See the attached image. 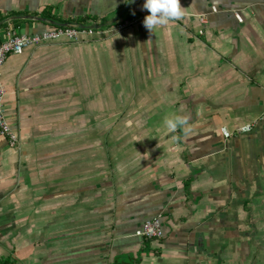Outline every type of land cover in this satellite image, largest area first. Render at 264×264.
Wrapping results in <instances>:
<instances>
[{
	"label": "crops",
	"instance_id": "0c3cea01",
	"mask_svg": "<svg viewBox=\"0 0 264 264\" xmlns=\"http://www.w3.org/2000/svg\"><path fill=\"white\" fill-rule=\"evenodd\" d=\"M144 2L0 0V42L103 26L0 67V264H264V0H180L153 34Z\"/></svg>",
	"mask_w": 264,
	"mask_h": 264
},
{
	"label": "built area",
	"instance_id": "2783aa9c",
	"mask_svg": "<svg viewBox=\"0 0 264 264\" xmlns=\"http://www.w3.org/2000/svg\"><path fill=\"white\" fill-rule=\"evenodd\" d=\"M143 18H145V16ZM135 22L136 21H121L106 32H122L135 24ZM99 32L100 29H83L81 28V25L76 22L68 23L66 26L62 27L56 26L53 27V29L34 35L20 34L14 27H7L3 31L2 40L0 42V67L6 62L9 55L21 54L25 48L30 46L38 47L62 39L75 41L81 35L98 34ZM4 95L5 89L0 83V134L7 139L10 147H16L18 146L20 139L5 117L3 107ZM245 130H248V128H243L241 131ZM225 135L229 136V133L225 132ZM136 235L149 240L161 239L163 237L161 218L155 217L147 220Z\"/></svg>",
	"mask_w": 264,
	"mask_h": 264
},
{
	"label": "clouds",
	"instance_id": "9594fccd",
	"mask_svg": "<svg viewBox=\"0 0 264 264\" xmlns=\"http://www.w3.org/2000/svg\"><path fill=\"white\" fill-rule=\"evenodd\" d=\"M143 9L149 13L143 20L144 27L153 34L157 28L167 26L170 22L180 20L185 11L180 0H145ZM169 133L189 130V118L186 116L173 115L164 120Z\"/></svg>",
	"mask_w": 264,
	"mask_h": 264
},
{
	"label": "water",
	"instance_id": "95a60500",
	"mask_svg": "<svg viewBox=\"0 0 264 264\" xmlns=\"http://www.w3.org/2000/svg\"><path fill=\"white\" fill-rule=\"evenodd\" d=\"M28 18L30 19V17H28ZM36 19H38V18H36ZM51 24L54 25V26H60V27L67 25L65 23H58V22H54V21H52ZM81 28H83V29H102L103 26H101V25H96V26H85V25H82Z\"/></svg>",
	"mask_w": 264,
	"mask_h": 264
}]
</instances>
